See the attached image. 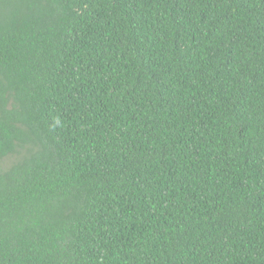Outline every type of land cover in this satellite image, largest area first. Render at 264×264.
<instances>
[{
  "label": "trees",
  "instance_id": "16d2710c",
  "mask_svg": "<svg viewBox=\"0 0 264 264\" xmlns=\"http://www.w3.org/2000/svg\"><path fill=\"white\" fill-rule=\"evenodd\" d=\"M0 264H264V0H0Z\"/></svg>",
  "mask_w": 264,
  "mask_h": 264
}]
</instances>
